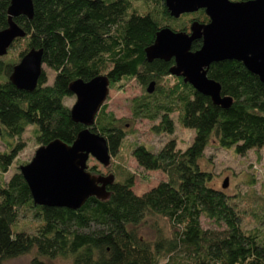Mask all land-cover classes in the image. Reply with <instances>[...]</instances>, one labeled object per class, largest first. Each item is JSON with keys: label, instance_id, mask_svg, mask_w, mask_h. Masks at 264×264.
<instances>
[{"label": "trees", "instance_id": "obj_1", "mask_svg": "<svg viewBox=\"0 0 264 264\" xmlns=\"http://www.w3.org/2000/svg\"><path fill=\"white\" fill-rule=\"evenodd\" d=\"M31 1V17H13L24 36L0 56V139L6 145L0 151V264L29 253V264L58 257L71 264H264V203L244 207L235 194L212 186V171L199 166L211 141L238 154L264 146V84L241 61L212 62L207 76L220 84L221 96L231 98L222 107L180 76L168 83L173 59L148 61L144 52L164 26L188 32L184 15L207 22L203 9L173 17L164 0ZM8 5L0 0V30L7 26ZM200 45L195 39L190 48ZM30 48L42 49V64L53 77L48 83L42 68L35 87L25 90L8 77ZM97 75L107 76L108 87L125 78L143 88L153 81L151 92L132 98L133 118L157 120L151 128L166 134L177 122L193 129V137L183 149L174 138L157 149L132 146L141 168L165 176L140 194L133 190L131 173L113 170L105 198L89 196L75 209L34 204L18 168L5 176L24 146L21 135L32 125L39 145L53 139L72 143L83 125L72 120L63 102L72 95L68 85ZM125 126L102 104L91 130L104 137L114 156ZM87 170L101 174L96 165ZM26 211L34 227L14 229ZM144 226L150 236L142 233Z\"/></svg>", "mask_w": 264, "mask_h": 264}, {"label": "water", "instance_id": "obj_2", "mask_svg": "<svg viewBox=\"0 0 264 264\" xmlns=\"http://www.w3.org/2000/svg\"><path fill=\"white\" fill-rule=\"evenodd\" d=\"M169 14L203 9L207 22L192 20L189 30L175 31L167 26L157 30L144 52L153 58L173 59L171 75L180 76L198 92L210 97L214 104L228 107L231 98L221 96L220 84L207 76L212 62L225 59L241 61L264 84V0H164ZM7 26L0 30V56L24 31L13 17L32 16L31 0H9ZM201 40L196 50L191 43ZM42 49L30 48L12 66L9 80L17 88L32 90L42 70ZM108 78L97 75L89 80H72L68 90L75 95L70 109L73 121L83 125L72 143L53 139L39 145L31 159L18 170L26 181L34 204L75 209L89 196L105 198L106 186L114 181L113 173L91 174L87 170L89 155L103 166L109 164L110 154L103 136L91 130L94 117L108 93ZM153 90V81L146 87ZM227 179L222 182L226 187Z\"/></svg>", "mask_w": 264, "mask_h": 264}, {"label": "rangeland", "instance_id": "obj_3", "mask_svg": "<svg viewBox=\"0 0 264 264\" xmlns=\"http://www.w3.org/2000/svg\"><path fill=\"white\" fill-rule=\"evenodd\" d=\"M191 17L192 15H184L182 18L187 20L189 25L192 21ZM42 68L48 77V83H50L53 71L45 65H42ZM174 77L175 75L170 74L166 80L168 83L175 82ZM144 91H146V87L143 88L134 78H125L113 86H109L103 104L106 105V110L112 112L117 119H123L126 125V134L117 154L114 156L110 155V161L107 166H103L91 156L87 159V166L96 165L103 175L111 173L113 170L131 173L134 178L133 190L138 194L148 190L165 176L159 170H144L141 168L131 154L132 146L134 144H142L149 149H157L166 140L174 138L176 146L183 149L190 143L194 133L193 129L184 127L177 122H175L172 134L155 132L151 127L157 120L133 118L130 102L132 98L141 95ZM63 102L70 108L75 102V95L72 94L65 97ZM32 128V125H28L22 133L21 139L24 142V146L5 173L6 177L11 175L19 165L27 163L39 146L32 136ZM4 150H6V145L0 139V151ZM199 166L201 169L212 171L213 176L210 181L212 186L235 194L244 207H256L264 203V146L258 149H249L244 154H238L233 151L232 147L221 148L211 141L205 148L203 156L199 159ZM115 178L117 179L118 176L115 175ZM225 178L227 179V185L223 188L221 185ZM35 223V219L26 211L20 215L19 223L13 225V228L25 227L32 230ZM202 225L206 226L207 221L202 219ZM141 230L147 236L152 234V231L146 226L142 227ZM262 233H264V226ZM30 257L31 254L29 253L8 259L2 264H29ZM47 264L71 263L67 258L58 257L47 261Z\"/></svg>", "mask_w": 264, "mask_h": 264}, {"label": "flooded vegetation", "instance_id": "obj_4", "mask_svg": "<svg viewBox=\"0 0 264 264\" xmlns=\"http://www.w3.org/2000/svg\"><path fill=\"white\" fill-rule=\"evenodd\" d=\"M89 157H90V155H89ZM89 157H88V159H89Z\"/></svg>", "mask_w": 264, "mask_h": 264}]
</instances>
